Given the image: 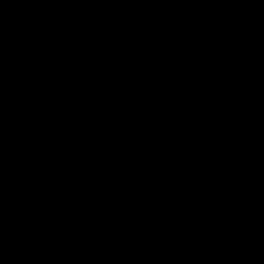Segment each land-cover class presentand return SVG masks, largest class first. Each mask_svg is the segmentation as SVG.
Wrapping results in <instances>:
<instances>
[{"label":"water","instance_id":"95a60500","mask_svg":"<svg viewBox=\"0 0 264 264\" xmlns=\"http://www.w3.org/2000/svg\"><path fill=\"white\" fill-rule=\"evenodd\" d=\"M0 264H264V0H0Z\"/></svg>","mask_w":264,"mask_h":264}]
</instances>
